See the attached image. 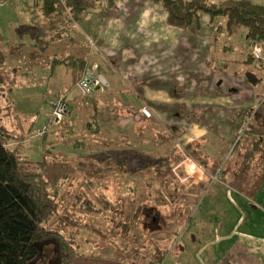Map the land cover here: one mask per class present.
I'll return each mask as SVG.
<instances>
[{
	"label": "rangeland",
	"instance_id": "obj_1",
	"mask_svg": "<svg viewBox=\"0 0 264 264\" xmlns=\"http://www.w3.org/2000/svg\"><path fill=\"white\" fill-rule=\"evenodd\" d=\"M208 1L219 4L226 0ZM249 1L264 6V0ZM29 3L20 0L11 2L0 0V37L7 40L6 42L0 40V44L6 45L4 50L0 46V123H5L7 129L14 136L25 137V145L20 146V151L31 159H40L42 156L36 147L29 148V145L26 144L33 143V146H36L39 142L38 139L43 136L38 137L35 134L36 130L48 121L51 112L50 101L55 98L53 95L57 92L52 86L63 87L66 84V78L62 71L64 67L57 64L58 68H56L57 66L54 67L49 61L52 62L53 59L51 52H58L54 57L60 59L68 55L81 56L90 50L88 56L95 55L97 59L102 60L99 49L105 50V52L102 51L104 55L116 53V56L120 57L122 53L119 49L129 46L134 52L131 55L134 63L140 60L147 62L150 59L162 61L164 67L158 74L199 76L200 74H233L235 71L236 74H244L246 70L259 75L264 74V50H262L264 48H260L262 53L259 61L261 64L257 62L258 59L252 61L246 45L244 29L240 28L229 37L226 34L222 35L221 32L215 33L214 30L223 23V20L215 19L209 23L206 13H201L199 16V30L194 27L188 29L169 23L170 26L167 27L164 18L161 20L162 14L157 9L160 8L162 12H165L163 7L158 3H152L155 7L152 6L151 9L149 5L144 6L140 0H128L121 6H112L111 4L110 7L103 5L104 3L108 4L106 1L103 3L96 1L94 9H89L87 15H83L77 22H67L74 28V37L71 42L61 41L58 42L59 45L54 46V43L51 42L52 39L48 36L51 32H41L42 35L38 42L41 52L35 47L32 50L33 47L29 44L32 30L29 25L51 24V22L64 24L68 17L65 18L62 12L56 10L52 16H45L42 9L41 11L38 9L37 4L32 6ZM127 5L128 9L125 11ZM134 15H137V19L134 25L128 29L127 26ZM15 41L24 42L26 45L25 47L17 46L14 44ZM47 42L46 47H43V44ZM159 49L165 50L164 53L160 54ZM7 51H11L13 56L6 57L5 52ZM244 59L247 62H244ZM95 61H90L88 67L96 65L97 72H100ZM108 61L113 62L112 60ZM225 66H227L226 70ZM118 69L120 66L117 67V71H119ZM100 73L108 74V69L106 68L104 73ZM130 74L136 73L130 72ZM148 84L149 86H166L170 83L166 80H154L153 82L149 81ZM215 84H218V81ZM106 88H112L111 84L109 83L108 87L103 89L96 87L93 90L102 91ZM133 88L138 90L137 85H133ZM75 92H79L75 99L79 103L74 113L68 118L73 127L64 130V125L60 124L58 127L51 126L48 129V142L56 151L48 154V166L44 168L42 174L49 182L50 192L56 194L57 210L45 225L59 230L64 240L72 239L73 248L82 257H76V262L73 261L71 264L77 262L89 264L87 258L92 255L102 256L109 260L120 259L121 264H151L153 262L156 264H178L172 254L175 252L173 245L175 241L173 240L177 236H182L184 232L182 230L191 214L192 199L195 194L190 195L187 190L190 191L189 188H193V182L199 180L182 179L186 175L183 172V167L180 165L179 168L178 165L182 160L181 149L184 145L176 144V150L181 154L180 159L164 172V175L162 174L159 178L152 174L147 175L144 178L146 181L155 179L148 184L142 182L140 184L132 178L130 188L127 190L123 185L120 186L118 180L111 177L110 173L106 172L102 176L101 172L95 170V167L98 168L97 165L83 163V160L80 161L72 156V152L69 151L71 150V141L64 144H62L63 141H60L61 134H64V140L75 138L82 140L83 135L87 134L82 129V124L89 120L92 114L91 102H89L91 95H84L77 88ZM104 94L100 93L94 97L101 104L99 106L108 105V108H112L113 113L126 117L115 123V129H105L104 134L101 132L97 137V142L104 140L106 144L112 141L121 144L120 139L132 141L141 132L142 135L137 141H144L146 138L157 141L162 134H171L173 138L174 136L176 138L172 130L165 129L159 124V126L156 125L159 119H154L152 122L156 124L150 123L152 129H148L149 124L144 121L140 123L135 117L138 113L132 112V110L129 112L130 107H125L122 110L123 108L117 105L121 110L115 109V103L120 101L118 97H115L114 101V97H107V94ZM82 100L84 101L82 102ZM107 112L103 121L105 123H109L111 119L114 121V118H111L110 113ZM141 113L148 116L145 109ZM135 119L137 121H134ZM143 132L145 133L143 134ZM91 145L93 149H96V143L91 142ZM9 146L12 147L13 143ZM124 148L125 146L121 145V147H117V150ZM112 149L113 145L111 144L109 151ZM61 151L64 154H70L62 155ZM190 159L200 164L192 156ZM247 165H253V162L249 161ZM249 172L251 170L244 174L242 172L241 179L239 177L238 182L232 183L238 188L242 187L248 195L254 197V192H250L252 185H258L264 181V175H262V171L256 172L253 176L248 175ZM203 177L205 176L200 178ZM86 185H91L89 190ZM125 191L130 195L129 199L135 200V204L145 202L153 210V218L156 220L153 219L150 224H145L147 218L139 215V220L144 221V224L142 222L134 225L133 218H130L128 231L121 233L116 229L114 233L111 232L112 227L115 221L121 218L119 212L115 214L114 211H121L123 208L125 214L131 215L135 210L132 208L131 202H122L121 196L125 195ZM94 196L98 198L103 196L110 202V207L104 206L103 203H97ZM85 197L91 200L90 206L93 205L92 207L88 208ZM259 229L258 233L264 234V224L261 223ZM48 249L51 251L43 255L44 262L39 259L37 264H56V255L53 253V246L50 243L46 245L44 251H48Z\"/></svg>",
	"mask_w": 264,
	"mask_h": 264
},
{
	"label": "crops",
	"instance_id": "obj_2",
	"mask_svg": "<svg viewBox=\"0 0 264 264\" xmlns=\"http://www.w3.org/2000/svg\"><path fill=\"white\" fill-rule=\"evenodd\" d=\"M91 1L94 5L89 8L90 10L94 9L96 1L97 3L108 1L107 5L105 3L103 5L110 7L111 4L121 6L128 0ZM140 2L144 6L149 5L152 9V2L148 0H140ZM38 9L41 11L40 7ZM89 9L82 12V16L87 15ZM127 9L128 5L125 11ZM157 9L162 14L161 20L164 18L165 25L169 27L166 11ZM136 19L137 15H134L127 26L128 29L134 25ZM68 21L66 18L64 24L51 22V24L29 25L32 30L29 39L32 50L37 48L36 50L41 52L38 45L41 32H51L48 36L54 46L59 45L58 42L61 41L71 42L74 28L67 23ZM0 40L7 41L2 37ZM14 44L21 47L26 45L20 41H15ZM47 44L48 42L44 43L43 47ZM0 46L4 50L6 45L0 44ZM119 50L122 54L117 57L116 53L104 55L102 51L105 50L99 49L102 60L97 59L95 55L88 56L90 50L87 51L86 67L89 66L90 61L96 60L100 72L104 73L107 68L108 74L103 75L112 86L102 91L93 90L90 95L106 93L107 97H114V101L115 97H118L120 101L115 103V109L121 110L118 106H121L122 110L130 107L129 112L132 110L138 113L136 119L140 123L147 122L148 129H152L150 123H154L152 122L154 119H159L157 124H154L172 130L176 138L166 134L161 148L172 155L170 167L179 160L178 156L175 157L176 144L185 146L193 144L195 157H200L205 162L201 164L205 168V174L202 175L205 177L200 178L193 186L195 197L192 199L193 204L190 203L192 210L182 230L184 232H181L182 236H177L173 240L175 252L172 254L177 263L264 264V234L258 233L261 223L264 224V211H262L264 181L252 185L250 192H254V197L248 195L242 187L238 188L232 183L238 182L239 177L241 179L242 172L244 174L251 170L248 175L253 176L256 172L262 171L264 175V88L250 87L243 74H236V71L233 74H200L199 76L158 74L164 67L162 61L150 59L147 62L140 60L134 63L131 59L134 53L131 47L126 46ZM158 51L163 54L165 50ZM57 53L51 52V56L55 58ZM5 55L13 56L11 51L5 52ZM49 61L52 63L51 60ZM119 66L120 69L117 71ZM224 68L226 70L227 66ZM62 71L66 84L63 87L52 86L57 91L53 96L58 97L65 92L68 94L71 107L73 106L71 116L76 109L74 102L79 92H75L74 87L68 89L71 72L65 67ZM163 79L170 84L166 86L148 84L149 81H164ZM217 81L218 84H215ZM133 85H137L138 90H134ZM143 109L148 116L141 113ZM254 112L258 113L255 119ZM124 117L126 116L115 115L114 121L109 123L103 121L104 128L115 129V123ZM136 119L134 121H137ZM0 124L6 127L5 123ZM253 127L258 133L250 132ZM11 143L15 146L14 142ZM249 161L253 162V165H247ZM214 175L216 179H211ZM204 178L205 180H202Z\"/></svg>",
	"mask_w": 264,
	"mask_h": 264
},
{
	"label": "trees",
	"instance_id": "obj_3",
	"mask_svg": "<svg viewBox=\"0 0 264 264\" xmlns=\"http://www.w3.org/2000/svg\"><path fill=\"white\" fill-rule=\"evenodd\" d=\"M148 1L158 3L163 7L169 24L188 29L194 27L199 30V16L201 13H206L209 23L215 19L223 20V23L214 30L215 33L221 32L222 35L226 34L229 37L242 28L244 29V37L248 49L250 41H253L261 49L264 48V6L262 5L249 0H226L219 4L211 3L208 0ZM31 4L32 6L37 4L45 16H52V13L56 10L62 12L65 18L67 16L68 20L73 22H77L81 18L82 12L94 5L91 0H42ZM249 53L252 61L258 59L257 62L261 64L260 58H255L250 49ZM86 60L87 53L81 54V56L68 55L60 59L53 58L52 65L56 67L57 64H60L71 72L69 74L71 80L68 89H72L73 87L76 88L75 84L83 76V72L86 69ZM243 61L247 62L246 59ZM243 76L250 87L257 88L260 86L264 88V74L259 75L246 70ZM65 93H62V95L68 101L69 113L61 124L64 125V130H69L73 127L68 121L73 106L71 107L68 94ZM95 96H90L89 102H91L92 114L89 120L82 124V129L87 133L83 135L82 140H77L76 138L72 140L69 137L68 139L70 140H64V134L60 135V141H63L62 144L71 141V150H69L72 152L71 155L80 161L83 160V163L87 162L88 164L97 165L98 168L95 167V170L96 172H101L102 176L106 172L110 173V176L115 177L120 183L119 185H123L127 190L130 188V180H133L132 178L139 183L148 184V182L151 183L155 179L152 178L146 181L144 178L147 175L152 174L156 178L161 177L162 174L164 175V172L170 168L173 159L170 153L161 149L165 139L164 134L159 138L157 137V141L150 138H146L144 141H137L142 135L141 132L135 137L136 141H131L130 139L122 141L120 139L119 142H122L121 144H117L115 141L106 144L104 140L97 142V137L101 132L104 134L106 129L103 123L106 111L110 113L111 118H115L116 114L111 111L112 108L99 106L101 104L97 102L94 98ZM58 97L50 101V106L52 101ZM78 103V100L74 102L76 107ZM257 114L254 112V119ZM64 130L61 131L64 132ZM250 132L258 133L254 127ZM38 141L36 146H33V143L26 144L27 146L29 145V148L36 147V150L40 151L42 155L40 159H31V157L20 151V146L25 145V137L14 136L4 125L0 124V264H37L39 259L44 262L43 255L51 251L50 249L44 251L48 243L53 246L52 250L56 255V264H71L73 261L76 262V257H82L73 248L72 239L64 240L59 230L45 225L56 214L57 202L55 200L56 194L50 192L49 182L43 177L42 171L48 166V154H52L56 150L48 142V131ZM10 142H14L15 146H9ZM91 142L96 143V149H93ZM111 144L113 149L109 151ZM121 145H124L125 148L117 150V147H121ZM182 149L183 152L195 158L200 164L203 165L205 163L200 157H195L193 144L184 145ZM60 153L62 155L70 154H64L62 151ZM176 156L180 159L181 154L177 152ZM165 183L168 184L169 182ZM90 187L91 185H86L88 190ZM173 193L176 194V192ZM125 195L121 196L122 202H131L132 208H135V210L131 215L125 214L123 208L121 211L115 210V214L119 212L121 218L115 221L111 232L116 229L118 232L121 231V233L128 231L130 218H133L134 225L142 222L144 224V221L141 222L139 220V215H143L145 219L147 218L145 224H150L153 219L154 221L156 220V218H153V210L145 202L135 204V200L129 199L130 195L127 194V191H125ZM170 195L172 196V193ZM94 198L97 203H103L104 206L110 207V202L103 196L101 198L94 196ZM85 202L88 208L93 206H90L91 200L86 197ZM87 259L89 264H121L120 259L109 260L102 256L92 255ZM151 264L156 263L153 262Z\"/></svg>",
	"mask_w": 264,
	"mask_h": 264
},
{
	"label": "built area",
	"instance_id": "obj_4",
	"mask_svg": "<svg viewBox=\"0 0 264 264\" xmlns=\"http://www.w3.org/2000/svg\"><path fill=\"white\" fill-rule=\"evenodd\" d=\"M4 1H14V0H4ZM20 1H25V2H38L42 0H20ZM249 49L251 50L252 55L255 58H260L261 57V49L258 45H256L253 41L249 42ZM76 88L83 94H89L91 91H93L94 88H100L103 89L105 87H108L109 83L107 78L101 74L100 72H97L96 70V65L87 67L83 73V76L81 79L75 84ZM68 101L65 96H60L56 98L55 100L52 101L51 103V113L48 118L47 123H45L40 129L36 130L35 136L41 137L46 131L51 126H59L62 122V120L68 115ZM182 153V160L178 167L180 168V165L183 167V172L186 175L183 180L185 179H200L203 174H205V168L198 164L195 163L190 159V156L187 155V153L183 152L181 149ZM191 170V174L189 172ZM211 179H216V176H212ZM195 180V181H196ZM195 185V182H193V186ZM187 190V193L195 194V189L194 187L191 189L189 188Z\"/></svg>",
	"mask_w": 264,
	"mask_h": 264
},
{
	"label": "clouds",
	"instance_id": "obj_5",
	"mask_svg": "<svg viewBox=\"0 0 264 264\" xmlns=\"http://www.w3.org/2000/svg\"><path fill=\"white\" fill-rule=\"evenodd\" d=\"M190 174H191V170H189Z\"/></svg>",
	"mask_w": 264,
	"mask_h": 264
},
{
	"label": "bare ground",
	"instance_id": "obj_6",
	"mask_svg": "<svg viewBox=\"0 0 264 264\" xmlns=\"http://www.w3.org/2000/svg\"><path fill=\"white\" fill-rule=\"evenodd\" d=\"M84 73V72H83Z\"/></svg>",
	"mask_w": 264,
	"mask_h": 264
}]
</instances>
